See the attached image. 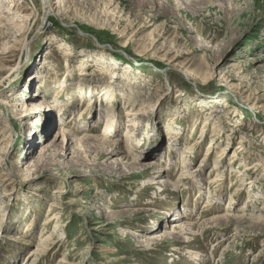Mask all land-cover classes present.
I'll return each instance as SVG.
<instances>
[{"label": "rangeland", "instance_id": "374dc122", "mask_svg": "<svg viewBox=\"0 0 264 264\" xmlns=\"http://www.w3.org/2000/svg\"><path fill=\"white\" fill-rule=\"evenodd\" d=\"M50 3L0 19V97L18 105L0 102V264H30L50 235L32 264H264V0ZM109 120L126 165L94 140ZM62 130L93 139L65 152ZM179 213L198 223L186 244L164 237Z\"/></svg>", "mask_w": 264, "mask_h": 264}, {"label": "bare ground", "instance_id": "6f19581e", "mask_svg": "<svg viewBox=\"0 0 264 264\" xmlns=\"http://www.w3.org/2000/svg\"><path fill=\"white\" fill-rule=\"evenodd\" d=\"M65 0H57V3H63ZM44 7H45V17L47 18L48 17V15L50 14V13H53L54 11L52 10V6H51V3H50V0H44ZM20 6H19V0H0V19L2 20V18H4L3 20H5L6 22L8 21V22H11L12 24H13V22L15 21V20H17V19H20V18H22V21H28V18L26 17V16H24V15H21V13H20V8H19ZM19 8V9H18ZM25 18V19H24ZM5 21H3V22H5ZM25 22V23H26ZM2 23V21H0V36H6L7 35V32L6 31H4L3 29H4V25H2L1 24ZM15 23V22H14ZM25 23L23 24V25H21L20 24V26H19V28H18V32H20V34L22 33V32H25L26 31V26H25ZM6 24V23H5ZM6 26V25H5ZM8 26V25H7ZM15 26V25H14ZM22 35V34H21ZM15 39H16V37H15ZM66 52H70L69 50H66ZM90 57V56H89ZM131 81H132V79H131ZM107 97H108V99H111L112 98V96L111 95H115V92H107V93H104ZM223 95V97H232V96H234L235 94H234V92L232 91V92H226V91H223V92H221L220 93V95ZM110 97V98H109ZM221 100H222V98H220ZM11 101L12 100H9V99H7V98H5V97H0V102L3 104V105H6L7 107H9V106H11V107H14V108H17V104H13L12 105V103H11ZM237 102H239L243 107H244V109H247V110H249L253 115L255 114V115H258L259 113H261V111H262V108H263V106L262 105H260V103L259 102H252V103H250V102H248V100L246 101L245 100V98H243V97H241L240 99H238L237 100ZM58 107V106H57ZM40 108V107H39ZM45 108V107H44ZM46 108L47 109H56L53 105H49V106H46ZM45 108V110H47ZM9 109V111H10V108H8ZM56 110H58V109H56ZM60 110H61V108H60ZM87 111V110H86ZM92 111V110H91ZM138 111H140V110H138L137 109V107H136V103L134 102V101H130V104H129V106H128V108H127V110H126V113H127V115H128V117H129V121L127 122V128L125 129V131L127 132V134L129 135V136H131L132 138H133V130L137 127L136 125H137V119H138V117L137 116H139V112ZM242 112H244V110L242 109L241 110ZM242 114V113H241ZM112 120H114V119H112ZM112 120H109V121H107L106 123V125H105V127H104V130L101 132V134L99 135V138L97 139V137L94 139L95 141H97L98 142V144H99V146H104V147H108V149H109V147H113V146H115V145H119V150L120 149H125V159H127L125 162H124V165H126L127 163H128V161H132L133 159H134V155H132V154H130V148H131V144L130 143H128V140H120V141H117V140H115V142L114 141H108L107 140V137H109L110 135H108V134H111L112 133V129H114V127H113V125H111V121ZM208 119H207V121L205 122V124H208ZM37 124L39 125V124H42V120L41 119H37V121H36V126H37ZM42 126V125H41ZM7 129L4 127H2V128H0V144H3V142L4 141H6V137H7ZM111 132V133H110ZM128 135H126V136H128ZM59 136H61V144H62V146H63V149L65 150V152H66V150H68V149H70L69 147L70 146H74V145H76V142H79L80 143V141L82 142V140L84 141V140H91V139H93V138H91V137H89V138H82L81 140H76V139H74L75 138V136H72V135H70V134H67L66 132H64L63 130L61 131V133H59ZM125 136V137H126ZM128 136V137H129ZM135 136V135H134ZM122 137V136H121ZM76 140V141H75ZM137 140V139H136ZM215 144H216V142L213 144V147L215 146ZM121 145V146H120ZM8 146V145H7ZM65 146H67V147H65ZM2 147V146H1ZM116 147V146H115ZM211 147V146H210ZM114 148V147H113ZM118 148V147H117ZM101 150V151H100ZM115 150V149H114ZM98 150L96 149V152H97ZM99 151L101 152V153H106L108 150L106 149V150H102L101 149V147H100V149H99ZM0 153H2V150H0ZM100 153V154H101ZM107 154V153H106ZM1 158V157H0ZM0 161H1V159H0ZM166 161V160H165ZM260 162V161H259ZM153 164V163H152ZM262 164H264V163H262ZM151 165V164H150ZM256 166H261L258 162H257V164H256ZM159 170V169H158ZM160 170H162L161 168H160ZM183 175H184V173H183ZM218 176H220L219 174H216V178L218 177ZM221 178V177H220ZM153 179V178H152ZM161 179V178H160ZM160 179H158V183L157 184H161L162 185V183H166L164 180H160ZM163 179V178H162ZM156 180V179H155ZM219 180V179H218ZM215 181V180H214ZM213 181V182H214ZM168 183H166V185H167ZM169 185V184H168ZM175 185V184H174ZM77 187L79 188V187H82V185L81 184H77ZM81 189V188H80ZM56 192H59V193H63L64 192V189L62 190H56ZM67 198V197H66ZM76 202H77V200L76 199H70V200H68L67 201V203H69V204H71V206L72 205H75L76 204ZM187 203V202H186ZM51 206H55V207H58L59 205L58 204H56V203H54V202H52V204H51ZM173 206V205H172ZM208 206H210L209 205V203L206 205V207H208ZM172 208V207H171ZM174 208V207H173ZM51 209V208H50ZM206 211V210H205ZM181 213H179V217H178V219L179 220H177L176 222L174 221L173 222V230L175 231H173L172 233L173 234H167V235H164V237H167V239L168 240H172L173 242H182V243H185V242H188L187 241V239H188V235L189 234H193V233H191V232H193V231H197L194 227H197L198 225V223L197 222H195V223H189V222H187V223H185V222H181L182 220H184L187 216H186V214H184V213H182L181 215H180ZM176 215V216H177ZM172 216V215H171ZM59 217V215H57V216H53L52 218H58ZM225 217V218H224ZM224 218V220H228L229 218H228V214H226V215H222V216H217V217H212V218H209V219H205V220H203L204 221V224L207 222V223H209V224H212V223H215V222H217V220L218 219H223ZM200 220V219H199ZM224 222V221H223ZM185 223V224H184ZM219 223H221V222H219ZM179 229V230H178ZM200 229V228H199ZM50 236H52V235H50ZM50 236H48L45 240H43V237L41 238L42 239V244L43 245H45L44 244V242L46 243V242H48L51 238H50ZM171 236H174V237H171ZM167 241V240H166ZM41 243V242H40ZM42 244H40V245H42ZM48 244V243H47ZM186 244V243H185ZM40 245L38 246V247H36V248H34L33 250H32V252H31V254H30V258H31V263L30 264H32V263H34V262H36L37 261V259H38V257L41 255V254H43V252H42V249L40 248ZM177 245V244H176ZM42 247V246H41ZM176 247V246H175ZM112 251V250H111ZM190 256V255H189ZM194 261H199L200 260V258H199V254L198 253H194V254H192L191 256H190ZM64 259H61V261H63ZM200 264V263H199Z\"/></svg>", "mask_w": 264, "mask_h": 264}]
</instances>
